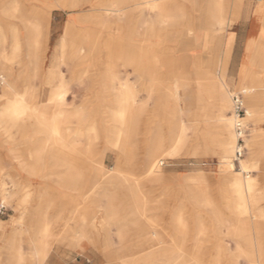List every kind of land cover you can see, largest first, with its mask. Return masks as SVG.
<instances>
[{
	"label": "rangeland",
	"instance_id": "374dc122",
	"mask_svg": "<svg viewBox=\"0 0 264 264\" xmlns=\"http://www.w3.org/2000/svg\"><path fill=\"white\" fill-rule=\"evenodd\" d=\"M96 1L98 3L97 6L91 7L89 4H86L87 2L75 5L76 0H0V29L3 30L4 28L18 26L22 16L35 20L36 15L34 13L40 7L49 10L50 19L46 32L48 35L46 46H44L46 41L44 32H41L38 46L34 49H28L23 45L20 52L13 54L10 44L11 41L8 40L6 44L5 51H7L6 53L10 57L9 65L12 72H14V75L16 74L15 79L18 90L22 91L26 88H33L35 94L33 106L34 108H38L43 103L42 99L45 97V92H49L54 84L60 80L59 72L62 70L64 72L63 79L65 88L70 92L66 108L78 112L83 111L82 113L84 114L79 123L81 125L88 123V125L95 126L98 129L97 139L93 143V152L95 154L92 157L93 161L100 162L107 168H112L119 162H121L122 167H126V164L123 165V161H121L120 154L110 143V140L113 139L112 132L114 125L109 120V114L115 109V106L111 102L96 98L98 87H92V82L94 83L108 78L110 82H113L112 87L115 92L118 89L117 87L120 81L128 80L134 88L136 99L139 102H143L146 106L145 111L138 117L139 128L135 131L134 137L138 143V153L133 168L140 177L143 170L142 159L145 152L143 141L145 140V135H152L163 124V118L165 116L170 118L169 116L175 111L172 114L171 121L182 120L188 127L187 145L172 152V155L165 160L164 165H162L163 167H161L162 179L147 181L141 178V181H143L140 185L142 194L150 201V210L145 213V219L149 222L151 221V224L149 229L143 226L138 227L129 235V248L135 251L134 247L136 245H132V243L134 244L140 237H145L142 243L138 244L136 250L147 253L156 248V246H152L148 238L150 236H158L159 242L157 246H168L172 248V251L178 250L180 254L183 253L185 255L182 259L179 258L177 264H189L192 261L193 255L196 254L195 250L197 248L201 251L199 258L203 261L202 264H211L213 259L216 258H219L221 264H247V260L243 255L236 256L238 252L237 247L239 245L247 247V244L242 238H238L228 231L231 223H235L236 219L242 218L243 215L235 208L237 201L236 195H234V192L228 185V178L225 179L223 174L234 166L235 168H239L238 164L240 159H246L252 165L255 164V167L249 168V172H245L243 175L249 174L254 176L257 182L256 189H258L260 194L262 193L257 207L263 218V233L259 239L264 246V153H259L263 151L262 147L259 148L258 146L252 149L251 147L245 146V141L247 142V139L249 141L253 130L257 129L260 133H264V106L255 107L254 110L261 114L258 118L242 120L246 128L243 139L245 138L246 140H244L242 145L243 150L241 154L238 156L236 153L232 156L221 155L219 152L225 143L221 136H219V130L216 128L217 122L215 121L218 120L220 111L217 107L216 96L214 94L217 93L216 91L224 89V85L232 95L240 91L243 92V89L249 86L247 80L243 82L239 81L240 65L245 55L246 45L243 47V42L241 43L240 41L234 48L235 51L233 54L219 47L216 48V41L223 36L225 29L233 22L224 25L222 30H219V27L216 26L217 29L211 31L205 28L203 21L205 13L202 10L206 3L200 8L201 11L197 6L194 8L190 7V9L187 8L196 17L193 30L188 34L193 36L196 28H201L209 35L211 34L209 43L210 46L214 47H211L209 50L215 51L218 57L214 64L206 63L203 65V68H210L217 77L215 83L206 84V88L216 89L212 94L213 96L209 97L208 95H204L202 91L198 93L199 90H197L192 79H188L185 82L180 78V82L177 78V74L182 72L177 70V66H175L179 63L175 62L177 57H179L177 55L178 50L165 46L164 32H157L156 28L159 29L161 26L157 24L156 19L154 22H146L147 27L143 35L139 34L134 36L137 41L131 43L133 44L132 48L120 43L119 40L116 41V31L120 32V25L127 28L130 34L126 36H130L133 34V26L130 28L129 21H134L135 25L138 26L142 23L141 20L144 12H158L157 8L153 6L152 1L137 5L136 3L142 0H131L124 4V9H127V6L131 4L133 5L132 15L131 12L128 13L126 10L127 15H130V17L126 19L123 13L119 17L120 19L116 27L111 30L108 27L113 20L105 15L104 10L105 8L111 7L115 0ZM261 1L248 0V8L254 7L255 14H258V6ZM235 3V0H228V11L230 7L233 11L235 10ZM14 4L18 5V10L12 13L10 11ZM90 8L93 10L90 11ZM95 12H99L102 19L97 25L96 34L98 38L95 45H93L94 48L88 50L85 45L84 49L86 51L84 53H87V55L78 61L77 58H74L68 63V51H65L68 50V47L76 43L78 39L77 32H79L78 26L83 24L80 22L82 19L78 18L82 16L87 17L89 14H95ZM74 17H78L76 19L79 21H77L78 23L75 29L66 34L65 27L68 24L67 21ZM123 18L125 21H122ZM165 28L167 29V26ZM21 31V36L25 37V29L20 28ZM168 31V37H179L182 40L185 37L183 35L185 32L182 31L176 23V20L175 22L170 21ZM214 34L217 37L214 38ZM63 42L65 43L64 46H62ZM188 46L193 47V45ZM124 49L131 52L132 61L135 64L140 61L145 62L142 70L136 66L128 67L124 65L125 60L121 58L125 55L123 53ZM187 51L189 52V50ZM191 53H194V51ZM61 55H64L66 60L60 61ZM206 55L204 54L203 57H206ZM153 59H157L160 65H151L150 63ZM66 63L76 69L85 67V70L73 74L66 70ZM129 70L132 72L129 73ZM188 76L189 78L193 77V73L190 71ZM101 90L104 91L102 86ZM260 93L262 94L263 103L264 86L261 87ZM200 96H202L201 102L203 103L204 99L207 104L206 110L210 111L211 119L206 117L204 111L200 113L198 104ZM248 96V93H244L243 95V103L246 109L244 115L249 112V110L247 111V108L250 106ZM85 97H87V100L84 101ZM229 104V107L222 112L224 116L233 114L231 99ZM74 121L71 123L73 127L68 141L71 144L79 142L78 146L80 147L86 142L87 135L84 133L79 135L77 133V126H74L77 121ZM145 125H148L149 131L145 129ZM33 130H35V127L32 123H27L25 127L11 125L10 121L0 123V162L4 166V169L0 170V177L3 179V182H8L10 179L12 182L16 181V183L23 184L27 178L26 174L20 169L19 164L13 159L10 160L11 156L8 148H14L16 146L19 152L24 153L26 157L30 154L34 138H24L23 135H30ZM203 130L208 132L205 134L204 139L201 135ZM194 138L195 140H193ZM237 142L238 140H236L235 145ZM197 170H200L204 174L205 180L203 182L206 184L207 197L196 198L192 196L191 189L196 183L193 180L186 182L184 178L187 175L191 176ZM55 178V175L45 176L44 180L53 182V185H43L44 187L39 188L34 186L36 184L34 180H30L32 184L27 190L32 196L26 202L27 204L19 201L20 194H22L21 189L18 190L13 202L8 205L3 203L8 208V212L7 216L0 217V220H10L9 222H2L3 227L0 229V264H6L8 258L4 244L6 242V236L9 235L15 237L16 242L20 244V250L17 254L21 255L27 264L39 263L38 257L33 253L36 248H40V242L45 240V236H43L40 230H37L41 226L38 212L45 218L43 221L46 222L48 220L50 222L51 230L54 231L57 229L54 232L50 230V236L53 238L50 237L48 240L50 245L47 247V255L45 258H47L49 253L74 252L76 248L72 246L77 247L74 240V233H81L83 228L88 227L87 234L91 237L92 242L85 244V248L82 249L83 254L80 258L85 261V264H112L114 261H108L104 255L106 252L116 253L122 249L119 234H117L118 227L109 224L107 231L104 229H100L99 231L93 230L90 227L92 218L98 220L103 217L106 218L103 210L109 205V198L107 197L105 187L101 186L95 192V195L88 199L68 197L66 192H61L54 185ZM110 189V191L116 190L118 192L117 198L122 201L125 200L123 198L125 191L121 185H115ZM44 192H47L44 198L45 200L47 198L46 201L36 202L32 200L34 198L38 199ZM213 206L216 209L212 208ZM12 214H14L13 217L15 218L20 216L19 220L15 219L13 225L11 224L12 219L10 218ZM179 214H182L183 218L187 221L188 230L185 235L175 228L174 221L178 218ZM250 217L251 215H248L249 219ZM196 219H201L203 222V233L199 234V237H197L198 226L195 223ZM127 221L130 223V216H127ZM129 225L132 228L131 223ZM105 236H108L110 244H108V241L104 243L105 239H107ZM60 237H62V241L59 242L58 238ZM198 240H200V246H197ZM218 251L221 252L219 256L217 255ZM75 257L76 255H70L69 257L66 256V259L70 258L72 260ZM261 257V261H264V250L261 253ZM168 259V255H161V258L156 259V262L158 264H165ZM126 264H143V262L131 261Z\"/></svg>",
	"mask_w": 264,
	"mask_h": 264
},
{
	"label": "bare ground",
	"instance_id": "6f19581e",
	"mask_svg": "<svg viewBox=\"0 0 264 264\" xmlns=\"http://www.w3.org/2000/svg\"><path fill=\"white\" fill-rule=\"evenodd\" d=\"M81 1L82 0H76L75 5H80ZM84 1H86L91 7H95L98 4L96 0ZM130 1L131 0H115L111 7L105 8V15L109 19H114V22L110 23L111 25L108 27L110 30L116 27V24H118L116 22L118 20L117 18L122 16L124 13V4ZM149 1H152L153 6L158 10V12L155 13L156 22L161 26V28H156V30L157 32H164L165 46L178 50L177 55L179 57H177L178 61L176 60L175 62L179 63L175 66H177V70L182 72L177 74V78L179 80L181 78V80L185 82H187L188 79H192L194 85L197 87V90H199L198 93L202 91L204 95L212 97V94L216 91V89L206 88V84H210L212 82L215 83L217 77L213 74V71L210 68L206 67L205 69L203 68V65L206 63L214 64L218 58L216 53H207L206 57H203V55H191L187 50H185L188 45H193L191 41L185 42L179 37H168L170 21L175 22L176 20V23L182 31L185 32V34H183L185 37H187V35H189L193 30V15L187 10V8L185 9L182 6L184 5L183 3H188V5L192 6L193 0H142L136 4H146L149 3ZM235 1L237 3L239 0ZM16 10H18V5L14 4L10 12L15 13ZM92 10L93 9L90 8V11ZM222 11V0H210L208 5L206 29L213 31L215 26H218L219 29L224 27L225 17ZM263 11L264 0L260 2L257 11L261 17L263 35L259 38H253L247 41L245 55L240 65L241 69L239 71V81L243 82L244 80H247L249 85L247 88L243 89L244 93L249 94L248 103L250 104L249 108H247V111L249 110V112L243 116V121L244 119L258 118L261 114L254 109L257 106H264V102L262 103V94L260 93L261 87L264 86ZM34 14L36 15L35 20L22 16L18 26L4 28V30L0 29V75L3 78V82L0 85V123L10 121L11 125L16 127H25L27 123H32L35 127V130H33L30 135H23L24 138H34L30 154L25 157L24 153L19 152L16 146L14 148H8V152L11 156L10 160L13 159L17 162V164H19L20 169L26 174L27 178L24 183L21 184L16 183V181L12 182L10 179L8 182H3V179L0 177V201L8 205L14 201V197L16 196L18 190L21 189L22 194H20L21 197L19 198V201L21 203H26L32 196L27 190L32 184L30 180H34L36 183L34 186L38 188L44 187L45 185H53V182L47 181L46 179L44 180L47 175L56 176L54 185L59 188L61 192H66L68 197L88 199L94 196L95 192H97L101 186H104L107 197L109 198V205L103 210L106 218L103 217L100 220L92 218L90 227L93 230L98 231L100 229L107 231L109 224H113L118 227L117 234H119L122 249L116 253L106 252L104 256L108 259V261H114L112 264H126L131 261H141L143 264H158L156 259L161 258V255H168L169 259L165 262V264H177L179 262V258L182 259L185 255L183 253L180 254L178 250L172 251V248L168 246H157L159 242L158 236H150L148 238L150 239L149 241L152 243V246H156V248L148 251L147 253H143L141 250H136L138 244L142 243L145 237H140L134 242V244L132 243V245H136V247L133 246L135 251L134 249L129 248L130 240L128 237L138 227L143 226L144 228L146 227V229H149L151 224V221L149 222L145 219V213L150 210V201L142 194L140 185L143 181H141V178L146 179L147 181H157L162 179L161 167H163L162 165H164L165 160L172 155V152L187 145L188 127L182 120H177L175 122L171 121L172 114L175 112L174 111L171 116H169L170 118H168V116L163 118V124H161L152 135H145V140L143 141L145 145V152L142 159L143 170L141 169L142 175L140 177V175H138L133 168L135 165L136 155L138 153V143L135 141L134 137L135 131L139 128L138 117L145 111L146 106L143 102H139L136 99V93L132 84L128 80H122L119 82L117 87L118 89L116 91L117 96L114 105L117 107L109 114V120L114 125L112 132L113 139L110 140V143L116 151H118L121 156V161H123V165L126 164V167H122L120 164L121 162L117 163L116 166L112 168H107L100 162H94L92 159L95 155L93 152V143L97 139L98 129H96L95 126L88 125V123L83 125L79 123L80 119L83 117V111L78 112L66 108L70 92L65 88V82L63 79L64 72L62 70L59 72L60 80L51 88L49 92H45V97L42 99L43 103L38 108H34L33 106V99L35 97L33 88H26L22 91L18 90L15 79L16 74L14 75V72H12L9 65L10 57L6 53L7 51H5L6 44L8 40L11 41L10 44L13 54L20 52L23 45H25L28 49H34L38 46L41 32H44L46 38L44 46H46L48 39L46 32L50 19L49 10L40 7ZM78 19H82L80 22L83 24L78 26L79 32H77L78 39L76 43L68 47V50L65 51H68V63L74 58H77V61L79 59H83L84 56L87 55L84 51H86V49L89 50L94 48L93 45H95L98 38L96 34L97 25L101 21L102 16H100L99 12H95V14H89L87 17L82 16ZM78 19H72L68 22L65 27L66 34L75 29V26L78 23L77 21H79ZM165 26H167V29ZM20 28L25 29V37L21 36L20 33H22V31L20 32ZM119 30L125 35L130 34L128 33L127 28H124L121 25ZM215 36L216 35L214 34L213 37L215 38ZM210 39L207 41H210ZM64 44L65 43L63 42L62 46H64ZM85 45L87 46L86 49H84ZM216 45V48L220 45V39L217 40ZM227 51L229 52L230 49ZM123 53L125 55L121 58L125 60L124 65L128 67L136 66L138 69L140 68L142 70L145 62L140 61L135 64V62L132 61V54L129 50L124 49ZM60 58V61H63L65 56L61 55ZM150 64L156 66L160 65V62L157 59H153ZM66 66V70L72 72L73 74L75 72L85 70V67L83 66V68L78 69L67 63ZM190 71L193 73V77L191 78L188 76ZM109 80L110 79L106 78L94 83L92 82V87H98L96 93V98H98V100L101 98L102 100L112 103L114 88L112 87L113 82H110ZM101 86L104 88V91L101 90ZM216 92L217 93L214 95L216 96V104L220 111V116L218 117V120L215 121L217 122L216 128L219 130L218 134L220 133L219 136H221L225 143L219 153L225 156H232L239 147L237 144L235 145L237 140L235 117L233 114L225 116L222 114V112L229 107L232 94L228 91L225 85L224 89ZM201 97L202 96H200L198 101L200 113L204 111L206 117L211 119L210 111L206 110L207 104L204 99L203 103L201 102ZM85 100H87V97L84 98V101ZM74 120L77 121L76 125H74L77 126V133L79 135L83 133L87 135V140H85L86 142L80 147L78 146L79 142L71 144L68 141V137L72 132L73 127L71 126V123H73ZM110 123L108 124L110 125ZM145 129L149 131L148 125H145ZM168 131L170 132L167 133ZM207 133L208 132L206 130L201 132L203 139ZM193 140H195V138ZM243 140L246 139L244 138ZM245 146L251 147L252 149H255V147L258 146L259 148L262 147L263 151L259 153L263 154L264 133H260L257 129L253 130L249 141L248 139L247 142L245 141ZM238 165L239 168H235L234 166L232 169L227 170V172L223 174L225 179L228 178V185L234 192V195H236L237 201L235 208L241 215H243L242 218H237L235 223H231L228 231L238 238H242L247 244V247H242L241 245L237 247L238 252L236 256L243 255L247 260V264H264V261H261V253L264 250V246L259 239L263 233V218L257 207L262 193L260 194L258 189H256L257 182L254 176L249 174H246L245 176L243 175L245 172H249V168L255 167V164L252 165L246 159H240ZM11 167L13 168V166ZM2 169H4V166L0 162V170ZM92 175L94 176L91 177ZM184 178L186 179V182L193 180L196 183L195 186H191L192 196L196 198L208 196L206 195V184L203 182L205 177L200 170H197L191 174V176L187 175ZM118 184L121 185L125 191V196L123 197L125 200L123 201L117 198L118 192L116 190L110 191V188H113ZM46 195L47 192H44L38 199L34 198L32 200L41 202L45 200L44 198ZM212 208L216 209L215 206ZM38 215L41 226L37 230H40V232L43 233L45 240L40 242V249H35L33 254L38 257L39 263H41L47 255V247L50 245L48 240L52 237L50 236V230L52 228L48 220H46V222L43 221L45 218L41 216L39 212ZM248 215H251L250 219L248 218ZM127 216L131 217L130 223L132 228L129 225L130 223L127 221ZM10 218L12 219L11 224L13 225V223H15V219L19 220L20 216L15 218L10 215ZM147 218H149V216H147ZM2 222L4 221L0 220V229L3 227ZM195 223L198 226L197 237H199V234L203 233V222L201 219H196ZM174 224L177 231L183 233L184 235L187 233V221L183 218L182 214H179L178 218L175 219ZM87 231L88 227L83 228L81 233H74V240L77 246H80V243L83 240L92 242V239L87 234ZM147 233L149 234V232ZM106 238L107 239H105V241L103 240L104 243L108 241V244H110L108 236ZM58 241H62V237L58 238ZM199 241L200 240L197 242V246L201 245ZM4 248L6 250V254L8 255L6 264H27L25 259L21 255L17 254L20 250V244L16 242L15 237L11 235L6 236ZM195 251L196 254L193 255L192 261H190L189 264H202L203 261L199 258L201 251L199 248ZM217 255H221V252L218 251ZM211 264L221 263L219 258H216L213 259Z\"/></svg>",
	"mask_w": 264,
	"mask_h": 264
},
{
	"label": "crops",
	"instance_id": "0c3cea01",
	"mask_svg": "<svg viewBox=\"0 0 264 264\" xmlns=\"http://www.w3.org/2000/svg\"><path fill=\"white\" fill-rule=\"evenodd\" d=\"M84 2L86 3V1L82 0L81 4ZM209 2H210V0H193L192 6L188 5V3H186V4L183 3L184 5H182V6L185 9L186 8L190 9V7L194 8L195 6H197L200 9V8H202L203 4L206 3L204 6V9L202 10V12L205 13V15H204L205 17H204L203 21L205 23V28H206V23H207V18H208ZM239 2H240V4H239ZM200 3H201V5H200ZM227 6H228V0H222V9H223L222 12H223V15L225 17V25L230 23V22H233V23L225 29V33L220 38V45L218 47L220 49H224L226 51L230 49V52L233 54L235 51L234 48L236 47V45H238V43L240 41H241V43L243 42L242 46L244 47L246 45L247 41H249L250 39H253V38L256 39V38H259L260 36H262L263 35V29H262L260 14H255L254 7L248 8V6H249L248 0H239L237 3H235V10L234 11L231 9V7H230V10L228 11ZM64 9H66V8H64ZM133 9H134V7L132 4L127 6V9L123 10L124 11L123 16H126L125 17L126 19H127V17H130V15H127V14L129 12H131V15H132ZM126 10L128 11V13H126ZM200 11H201V9H200ZM143 14L144 15H143L142 20H141L142 23H140V25L136 26L134 21L128 22L130 24V28H132V26H133V34L130 36H126V35H123L122 33L118 32V31H116V35H117L115 37V39H117L116 41L119 40L120 43H123V44H125V46L132 48L133 44H131V43L137 41V40H135L134 36L139 35V34L143 35V32L147 27L146 21L147 22H154L156 19L155 13L144 12ZM192 15H193V27H194L196 17L194 14H192ZM119 17H121V16H119ZM119 17L117 18L118 20L116 22H119V19H120ZM76 18L77 17L71 18L67 22H70L72 19L74 20ZM122 21H125V19L123 18ZM113 22H114V19L110 23H113ZM131 23H132V25H131ZM216 29H217V27L215 26L213 30H216ZM222 29H219V30H222ZM132 36L134 37V39ZM210 37H211V34L209 35L205 31H203L201 28H196L194 30L193 36L188 35L187 37L183 38V40L185 42L191 41L193 44V47L188 46L186 50H189L188 53H190L191 55H204V54L206 55V53H213V54L216 53L213 50H209V49H211V47H214V46H210L209 41H207V40H209ZM142 40H140V41H142ZM216 43H217V41H216ZM192 51H194V53H191ZM134 57H137V56H134ZM131 72L132 71L129 70V73H131ZM56 84H54V86ZM112 96H114L113 100H112V104H114V102H116L117 92L115 91L114 94H112ZM116 107L117 106H115V108ZM11 216H14V214H12ZM9 220L10 219H5L2 221L9 222ZM86 243H89V241L83 240L80 243V246H77V247L73 245L72 247L76 248L74 252L66 251L65 253H60V252L59 253L58 252L49 253L47 258H45L43 260V262L38 263V264H85V261L82 260L80 258V256L83 254L82 249L85 248ZM39 249L40 248H36V250H39ZM70 255H74V256L76 255L75 259H72V260L70 258L66 259V256L69 257Z\"/></svg>",
	"mask_w": 264,
	"mask_h": 264
},
{
	"label": "built area",
	"instance_id": "2783aa9c",
	"mask_svg": "<svg viewBox=\"0 0 264 264\" xmlns=\"http://www.w3.org/2000/svg\"><path fill=\"white\" fill-rule=\"evenodd\" d=\"M3 82V78L0 75V85ZM243 95L244 92H238L235 93L231 96V103H232V110H233V116L235 117V131L237 134V145L239 146L238 149L236 150V154L240 155L242 150H243V143L244 140V133L246 131L245 125L243 124L242 118L245 114V105L243 103ZM7 212H8V208L2 203L0 202V217H4L7 216Z\"/></svg>",
	"mask_w": 264,
	"mask_h": 264
}]
</instances>
